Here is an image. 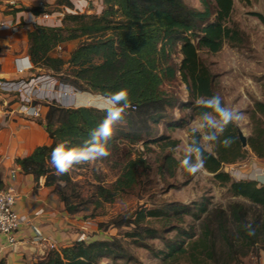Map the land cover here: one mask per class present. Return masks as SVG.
I'll list each match as a JSON object with an SVG mask.
<instances>
[{"label":"trees","instance_id":"obj_1","mask_svg":"<svg viewBox=\"0 0 264 264\" xmlns=\"http://www.w3.org/2000/svg\"><path fill=\"white\" fill-rule=\"evenodd\" d=\"M101 2L98 14L65 12L59 24H36L27 32L26 53L33 64L32 72L34 68H43L50 73H64L63 82L107 98L112 92L127 89L130 107L125 109L123 124L118 126L117 134L133 143L142 141L145 145L150 139H144L143 135L151 133L150 122L158 123L168 117L167 109L173 108L176 100L162 85L177 77L184 83L188 97L193 99L187 104L192 112L201 118L205 113L215 116L204 106L208 98L218 96L213 90L215 75L201 61L198 50L217 52L224 43L235 46L243 43V32L230 22L233 0H199V8L184 0ZM64 7L71 9L73 1L55 0L53 5L43 2L41 5L12 7L8 12L27 10L38 15ZM252 13L264 24L262 13ZM72 39L80 41L67 60L51 54L57 44ZM175 53L181 56L179 62L174 59ZM262 96L263 99L253 101L249 111L250 133L244 147L234 122L213 141L210 151L199 143L200 133L188 129L192 136L190 147L199 158L203 153L202 167L221 185H227L232 195L246 198L248 203L232 201L227 209L219 205L209 208L201 203L195 216L196 224L190 228L171 226L174 214L180 210L189 213V208L181 205H171L169 209L164 206L140 207L126 216L112 219V225L129 226L125 235L137 242L146 237L157 238L167 227H174V236L162 238L164 248L155 252L164 264L180 260L186 264H238L248 254L259 255V250L264 249V184L254 179H232L221 166L242 159L246 151L264 158V82ZM44 106L47 107L44 127L50 142L35 146L29 154L18 156L14 161L22 172L32 174L35 179L44 176L46 186H58L55 191L65 211L75 214L82 209V196L74 190L75 182L69 172L57 173L51 153L61 141L70 147L91 143L90 132L104 120V109L108 107L56 103ZM170 126L178 124L171 123ZM205 129L210 136L214 135L211 127ZM97 139H100L98 134ZM225 139L230 141L228 146L223 143ZM150 141L156 142V139ZM176 144L177 140L171 139L166 145L173 148ZM164 160L169 168L179 165L171 155H166ZM149 169L141 156L128 158L109 185L96 180L90 201L94 207L112 202L119 194L131 191ZM69 187L71 192L67 193ZM151 219L160 223L159 228L150 225ZM102 259L108 260L104 264H127L118 260H128L130 256L120 238L109 236L77 239L64 246L49 247L34 264H101Z\"/></svg>","mask_w":264,"mask_h":264},{"label":"rangeland","instance_id":"obj_2","mask_svg":"<svg viewBox=\"0 0 264 264\" xmlns=\"http://www.w3.org/2000/svg\"><path fill=\"white\" fill-rule=\"evenodd\" d=\"M72 1L73 7L71 9L64 7L49 12L48 15L42 14V16H48L49 18L46 19L50 20L49 23L57 25L65 12L98 14L102 8L101 0ZM23 2L29 6L36 1L23 0ZM184 2L190 6L201 7L199 0H184ZM252 12H260L264 15V0H233L230 22L235 23L243 32V43L239 46L224 43L217 52H209L206 49L198 50L201 61L215 75L213 90L222 100L223 106L241 115L242 118L239 121H234V123L246 137L250 128L249 111L254 100L263 99L262 85L264 82V24ZM79 41L80 39H72L61 43V49L53 48L51 54L67 60L70 51L77 46ZM180 58L179 54H174L176 62H179ZM34 72L40 73L46 72V70L34 68ZM52 74H55V77L63 82L64 73L54 72ZM162 88L175 98L176 105L167 109L168 117L161 119L158 123L150 122L151 133L144 134L143 137L147 140L155 138L156 142L148 140L145 145L142 141L129 142L125 136L117 134V128L123 124L122 121L115 125L117 127L114 126L113 134L107 143L109 152L107 157L77 164L69 171L71 179L75 182L73 188L81 194L84 202L81 204L82 209L74 214L79 221L85 219L87 222L81 227L82 230H86L84 239L90 240L89 237L93 235L95 238H107L109 236L120 238L130 256L128 260H118L121 263L164 264L160 257L155 255L157 250L164 248L162 238H172L176 233L175 226L180 228L194 226L198 206L201 203L207 204L209 208L219 205L225 209L232 201L248 203L246 198L232 195L228 191L227 185H221L212 173L203 167L195 174L184 170L181 164L184 158L191 157L194 163L200 160L199 155L189 145L192 136L188 129L200 133L199 143L205 149L210 151L214 143L203 126L204 118L194 114L187 105L193 99L188 97L184 83L177 77L174 80L164 82ZM67 92L70 95V92ZM11 97V95L7 96L0 93V111L6 112L5 114H8L7 111H11L12 106L8 104ZM103 97L98 93L79 90L74 94L72 105H91L97 108L112 107L110 102L109 105L105 106L102 102ZM16 114H18L17 111L13 110L12 115ZM209 114V119L215 118L213 114ZM171 123H176L178 126L171 127ZM220 127L222 126L216 118L215 128L211 127L214 135L218 134ZM171 139L177 140V144L173 148L166 145ZM166 155L173 156L179 161V165L169 168L164 160ZM135 156H141L145 159L149 165V171L141 175L138 184L131 191L119 194L112 202H103L100 206L94 207L90 200H93V184L96 183V180L104 185H109L120 173L126 160ZM249 158L250 154L246 151L242 159L233 163H224L221 169L228 172L232 179L236 178L233 172L236 169H242L241 174L237 175L239 179H249L245 172L248 165L243 164V162L250 163ZM59 184L63 185V182ZM52 187L54 190L58 188V186ZM70 188H67V193L71 192ZM171 205L188 207L189 213H183L181 212L183 210H180V213L174 214L170 221L171 226L174 227H167L157 238L146 237L137 242L134 238L125 235V232L130 230L129 226L119 227L111 223L112 219L126 216L140 207L164 206L169 209ZM151 220L150 225L159 228L160 223L156 219ZM107 262V259L101 260V264ZM172 264L186 263L180 260L178 263ZM238 264H264V249L261 248L257 256L248 254L242 257Z\"/></svg>","mask_w":264,"mask_h":264},{"label":"crops","instance_id":"obj_3","mask_svg":"<svg viewBox=\"0 0 264 264\" xmlns=\"http://www.w3.org/2000/svg\"><path fill=\"white\" fill-rule=\"evenodd\" d=\"M31 5H41L43 2L53 4L55 0H35ZM26 7L23 0H0V78L10 79L20 76L16 72V58L26 55L27 32L36 24H48V16L43 13L35 15L30 11L21 10L14 14L8 12L12 7ZM46 13H44L45 15ZM48 15V14H46ZM28 55V54H27ZM81 97V96H80ZM105 106L113 102L103 97ZM75 106V105H74ZM77 106V105H76ZM46 106L42 107V116L38 119L25 118L19 114L12 115L13 110L0 111V187L12 186L19 197L15 202L16 210L24 214L28 222L23 224L15 234L16 241L9 244L6 237L0 233V264H34L49 248L50 240L56 247L64 246L79 239L80 234L86 233L82 225L87 224L85 219L80 221L74 214H68L63 202L52 186L44 184V176L37 179L30 173L20 170L14 159L29 154L40 144L50 142L44 127ZM248 133H250V128ZM250 163L246 169V177L264 184V176L260 171L264 168V158H257L251 151ZM242 169H236L235 179ZM232 174V175H233ZM35 226L47 240L34 238ZM85 236V234H84ZM95 235L89 237L95 239ZM94 237V238H93ZM103 238V237H99Z\"/></svg>","mask_w":264,"mask_h":264},{"label":"built area","instance_id":"obj_4","mask_svg":"<svg viewBox=\"0 0 264 264\" xmlns=\"http://www.w3.org/2000/svg\"><path fill=\"white\" fill-rule=\"evenodd\" d=\"M55 48L60 50L61 44H57ZM15 63L16 72L20 76L10 79L0 78V93L12 96L8 100V104L12 106L11 110H16L22 117L38 119L41 118L42 107L46 104L73 106L74 94L79 91L75 86L59 81L50 72H32L33 64L27 54L17 57ZM260 173L264 176V168ZM18 197L19 193L14 187H0V233L6 237L9 244L15 243L16 232L28 222L26 216L15 208ZM32 228L35 232L34 238L47 240L35 226ZM79 239H84V235L80 234ZM49 247H56L53 240H50ZM2 248L0 246V255Z\"/></svg>","mask_w":264,"mask_h":264},{"label":"clouds","instance_id":"obj_5","mask_svg":"<svg viewBox=\"0 0 264 264\" xmlns=\"http://www.w3.org/2000/svg\"><path fill=\"white\" fill-rule=\"evenodd\" d=\"M117 97H119V99H117ZM109 98L114 106L104 109L106 112L104 120L97 126V129L90 132L91 143L87 144V146L70 147L67 142L61 141L52 150L51 162L58 174H66L77 164L90 162L97 158L107 157L109 155L107 143L113 134L114 126L122 122L125 109L130 107L129 92L127 89L112 92ZM204 106L210 108L212 112L215 113V118L209 119L210 114L205 113V123L203 126L215 128L216 118H218V122L222 125L218 130V134L211 136L212 141L218 140L219 136L223 134L229 123L239 121L242 118L237 112L224 107L219 96L208 98L205 101ZM97 134L100 139H97ZM223 143L225 146H228L230 141L225 139ZM69 153L73 154V158L71 160H64V162L61 163L60 157L62 155L66 156ZM181 164L185 171L195 174L203 166V153H201L198 162L194 163L191 157H186L181 161ZM249 234L252 233L250 232Z\"/></svg>","mask_w":264,"mask_h":264},{"label":"water","instance_id":"obj_6","mask_svg":"<svg viewBox=\"0 0 264 264\" xmlns=\"http://www.w3.org/2000/svg\"><path fill=\"white\" fill-rule=\"evenodd\" d=\"M238 139L240 141L241 146H246V136L244 134H242V132L240 130H238Z\"/></svg>","mask_w":264,"mask_h":264},{"label":"snow or ice","instance_id":"obj_7","mask_svg":"<svg viewBox=\"0 0 264 264\" xmlns=\"http://www.w3.org/2000/svg\"><path fill=\"white\" fill-rule=\"evenodd\" d=\"M117 99H119V97H117ZM73 158V154L69 153L66 156L62 155L60 157V162L63 163L64 160H71Z\"/></svg>","mask_w":264,"mask_h":264}]
</instances>
